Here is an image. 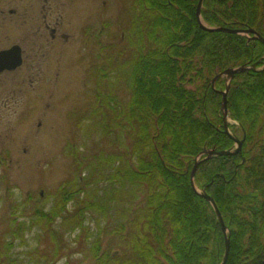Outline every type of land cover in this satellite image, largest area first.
<instances>
[{
  "label": "trees",
  "instance_id": "16d2710c",
  "mask_svg": "<svg viewBox=\"0 0 264 264\" xmlns=\"http://www.w3.org/2000/svg\"><path fill=\"white\" fill-rule=\"evenodd\" d=\"M198 1L134 0L124 59L105 61L108 71L100 79L109 94L80 125L108 139L107 148L67 151L72 180L51 203L37 198L21 204L10 223V235L22 247L38 229L36 248L14 254L17 247L6 242L0 264L222 261L219 222L193 191L190 172L203 151L232 145L220 113L225 80L214 87L211 81L227 69L260 63L264 46L203 31ZM201 17L208 27L252 29L264 37V0H204ZM122 88L125 103L118 98ZM209 105L219 127L207 114ZM227 109L245 136L241 152L202 163L194 184L213 199L229 230L226 264H264V70L234 76Z\"/></svg>",
  "mask_w": 264,
  "mask_h": 264
},
{
  "label": "rangeland",
  "instance_id": "374dc122",
  "mask_svg": "<svg viewBox=\"0 0 264 264\" xmlns=\"http://www.w3.org/2000/svg\"><path fill=\"white\" fill-rule=\"evenodd\" d=\"M133 2L0 0V51L18 45L24 52L20 69L0 74V247L10 242L17 247L14 254L36 248L38 229L25 237L23 247L10 235L17 208L37 198L51 203L60 186L72 180L69 149L107 148L108 139L87 134L80 125L92 117L97 99L109 94L100 79L108 71L105 61L124 59ZM123 90L118 98L125 103ZM207 114L221 125L211 105ZM229 124L230 133L241 139L238 123L230 118ZM44 247L40 244V251Z\"/></svg>",
  "mask_w": 264,
  "mask_h": 264
},
{
  "label": "water",
  "instance_id": "95a60500",
  "mask_svg": "<svg viewBox=\"0 0 264 264\" xmlns=\"http://www.w3.org/2000/svg\"><path fill=\"white\" fill-rule=\"evenodd\" d=\"M204 0H199L197 7H196V21L199 25V27L207 32V33H225V34H231L236 36H243L246 38H250L252 36L253 40L258 41L264 46V38L259 35L256 31L252 29L247 30H239V29H230L226 27H208L206 26L201 17V10L203 6ZM264 61V58L261 62ZM22 65V52L20 47L14 46L10 48L7 51L0 52V74L4 71H15ZM257 64L251 65V66H241V67H234L231 69H227L223 71L222 73L216 75L214 79L211 81L212 87H214L215 83L219 79H225V90L224 91H218V94L221 96V103H220V113L222 117L223 122V131L225 135L229 137V139L234 143V147L229 150L225 151H217V150H205L202 153H200L197 158L195 159L194 165L192 167V170L190 172V184L193 189V191L200 197H202L213 209L216 219L219 222L221 232L224 237V255L223 259L220 264H226L229 249H230V239H229V230L225 226L221 214L218 211L213 199L206 193L205 189L199 190L196 188L194 184L195 174L197 171V168L204 162L211 160L213 158L217 157H227V156H236L240 154L242 145L244 142L245 136L240 140L237 137L233 136L229 132V122H228V109H227V94L230 88V83L233 80L235 75L248 73V72H260V70L256 69ZM264 69V64H263Z\"/></svg>",
  "mask_w": 264,
  "mask_h": 264
},
{
  "label": "flooded vegetation",
  "instance_id": "af4514ba",
  "mask_svg": "<svg viewBox=\"0 0 264 264\" xmlns=\"http://www.w3.org/2000/svg\"><path fill=\"white\" fill-rule=\"evenodd\" d=\"M48 15H49V14H48ZM46 17H47V16H45V19H46ZM51 33H52V35L54 36V35L56 34V30L52 29V32H51ZM14 46H16V45H14ZM14 46H12V47H14ZM17 46H18V45H17ZM12 47H10V48H12ZM18 47H20V46H18ZM10 48H8V49H6V50H2V51H0V52L7 51V50H9ZM20 49H21V47H20ZM21 52H22V65L20 66V68H21V67L23 66V64H24V52L22 51V49H21ZM20 68H18V69H20ZM18 69H16V70H18ZM16 70H15V71H16ZM5 72L10 73L9 71H4V72H2V73H5ZM11 72H14V71H11ZM2 73H1V74H2ZM3 147H4V146H1L0 149H3ZM6 149H7V148H6Z\"/></svg>",
  "mask_w": 264,
  "mask_h": 264
}]
</instances>
